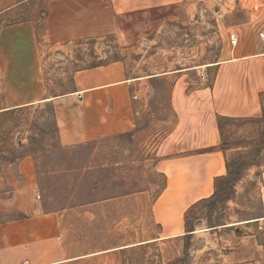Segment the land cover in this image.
<instances>
[{
	"label": "crops",
	"instance_id": "1",
	"mask_svg": "<svg viewBox=\"0 0 264 264\" xmlns=\"http://www.w3.org/2000/svg\"><path fill=\"white\" fill-rule=\"evenodd\" d=\"M208 11L217 13L222 22L226 14L243 16L235 23L219 22L225 30V47L217 61L206 65L209 83H202L205 72H199L197 80L190 76L187 71L194 67L134 76L123 61L116 60L76 70L74 87L53 93L49 80L56 69L53 54L61 49L111 35L124 45L149 43V36H134L151 26V18L140 21L139 15L160 12V19L152 16L154 23L179 19L192 25V15ZM263 29L264 0H0V112L54 104L63 143L113 137L136 127L139 102L132 95L140 99L148 92L139 89L144 83L141 79L173 75L170 106L175 122L157 147L156 168L164 184L151 214L161 228L160 235L177 237L185 233L186 211L211 197L216 179L228 173V150L221 148L218 118L264 122V42L257 36ZM230 30L238 37L236 44L229 39ZM259 168L262 213L249 221L261 224L264 163ZM259 168L254 166L253 172ZM8 173L13 188L1 202L9 212L23 217L0 221V264L69 260L61 224L62 216L69 215L44 211L32 156L12 163ZM220 226H211L210 233Z\"/></svg>",
	"mask_w": 264,
	"mask_h": 264
},
{
	"label": "rangeland",
	"instance_id": "2",
	"mask_svg": "<svg viewBox=\"0 0 264 264\" xmlns=\"http://www.w3.org/2000/svg\"><path fill=\"white\" fill-rule=\"evenodd\" d=\"M177 15L182 18L181 12ZM226 15L222 22L214 11L198 13L192 15V25L179 19L154 23L152 16L160 19V12L139 15L140 21L151 18V26L134 36H149V43L124 45L111 35L61 49L53 54L56 69L49 77L53 93L71 90L76 70L116 60L134 76L194 67L187 71L190 76L197 80L199 72H205L202 83H209L206 65L217 61L225 47V30L219 22L235 23L242 16ZM172 76L141 79L139 89L148 92L140 99L132 95L139 102L136 127L113 137L63 143L54 104L2 115L0 221L23 217L9 212L1 201L13 188L8 167L30 155L44 211L69 215L62 216L61 224L70 259L62 264H264V223L249 221L262 213L259 167L264 163V122L258 120L227 126V158L240 175L230 198L198 205L193 215L198 231L190 237L186 232L177 237L160 235L151 206L164 184L156 168L157 147L175 122L170 106ZM254 166L259 168L255 172ZM219 223L223 226L210 233V227Z\"/></svg>",
	"mask_w": 264,
	"mask_h": 264
},
{
	"label": "trees",
	"instance_id": "3",
	"mask_svg": "<svg viewBox=\"0 0 264 264\" xmlns=\"http://www.w3.org/2000/svg\"><path fill=\"white\" fill-rule=\"evenodd\" d=\"M22 112V109H15V110H7V111H3L0 112V117L3 115H7L10 113H17L20 114ZM243 119H237V118H229V117H222L220 116L218 118V122H219V127L222 133V145L221 148L224 150H227L226 147V133H227V126L229 124H233L235 122L238 121H242ZM1 126V123H0ZM260 151V150H259ZM227 169H228V173L225 176H221L218 177L215 181V192L214 194L206 199L200 200L199 202H197L196 204L192 205L185 213L184 216V220H185V236L186 237H190L191 235H193V233L196 231V225L194 222V213H195V209L197 208L198 205L204 203V202H208V201H212V200H225L230 198V194L233 190L234 185L237 183V181L240 179V175L238 172L233 171L231 168V164L228 161L227 158ZM222 225V223L219 224H215L213 226H219Z\"/></svg>",
	"mask_w": 264,
	"mask_h": 264
},
{
	"label": "built area",
	"instance_id": "4",
	"mask_svg": "<svg viewBox=\"0 0 264 264\" xmlns=\"http://www.w3.org/2000/svg\"><path fill=\"white\" fill-rule=\"evenodd\" d=\"M257 36H258V38H259L261 41L264 42V29L261 30V31H259L258 34H257ZM230 39H231L232 44H236L237 41H238V37L236 36L235 33H232V34L230 35ZM78 97H79V98H82V93H79V94H78ZM38 197H40V195H38Z\"/></svg>",
	"mask_w": 264,
	"mask_h": 264
},
{
	"label": "water",
	"instance_id": "5",
	"mask_svg": "<svg viewBox=\"0 0 264 264\" xmlns=\"http://www.w3.org/2000/svg\"><path fill=\"white\" fill-rule=\"evenodd\" d=\"M210 230H211V231H213V230H214V228H211Z\"/></svg>",
	"mask_w": 264,
	"mask_h": 264
}]
</instances>
